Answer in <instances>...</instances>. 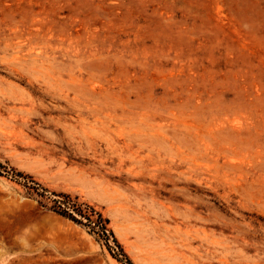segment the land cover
Wrapping results in <instances>:
<instances>
[{
    "label": "rangeland",
    "instance_id": "374dc122",
    "mask_svg": "<svg viewBox=\"0 0 264 264\" xmlns=\"http://www.w3.org/2000/svg\"><path fill=\"white\" fill-rule=\"evenodd\" d=\"M109 221L264 264V0H0V264H134Z\"/></svg>",
    "mask_w": 264,
    "mask_h": 264
},
{
    "label": "bare ground",
    "instance_id": "6f19581e",
    "mask_svg": "<svg viewBox=\"0 0 264 264\" xmlns=\"http://www.w3.org/2000/svg\"><path fill=\"white\" fill-rule=\"evenodd\" d=\"M22 165V164H21ZM37 173V172H36ZM95 199V198H94ZM96 200V199H95ZM115 210V209H114ZM116 211V210H115ZM114 211V212H115ZM108 213V212H107ZM117 213V212H116ZM110 217V216H109ZM115 217V216H114ZM113 217V220L115 219ZM119 217V216H118ZM117 217V218H118ZM120 218V217H119ZM119 221V220H118ZM120 224V223H119ZM118 223H116L115 221H109L111 230L113 231L112 233L114 234V236L117 238V240L123 245L125 251L127 252V254L129 255V257L131 258V260L133 261L134 264H148L144 258L141 255V252L139 251V248L136 247L134 244V241L132 243V239L130 240V234H129V230L124 228L121 224L119 225ZM128 230V231H127ZM138 237V236H137ZM141 237V236H140ZM139 237V238H140ZM162 252V251H160ZM165 252V251H164ZM158 253V251H157ZM167 253V251H166ZM163 253H161L162 255ZM160 255V254H159ZM158 255V256H159ZM173 255V254H172ZM157 256V255H156ZM155 256V257H156ZM157 256V257H158ZM164 256V255H163ZM171 256V255H170ZM162 257V256H161ZM176 257V256H175ZM163 258V257H162ZM159 259V257H158ZM165 260V259H164ZM112 263L114 264H118L117 261H115L113 258H111Z\"/></svg>",
    "mask_w": 264,
    "mask_h": 264
},
{
    "label": "trees",
    "instance_id": "16d2710c",
    "mask_svg": "<svg viewBox=\"0 0 264 264\" xmlns=\"http://www.w3.org/2000/svg\"><path fill=\"white\" fill-rule=\"evenodd\" d=\"M16 175H20V173L18 172V173H16ZM70 207H73V209L76 210L81 216H85V214L82 211V209H80L75 203H71ZM90 210L93 211V209H91V207H90ZM61 214L67 215L68 217H70V218H72V219L77 221V219H75L70 213H67L65 210H63ZM86 218L88 219V217H86ZM98 218L100 219V222H102V227L104 228L103 224L107 223V219L102 218L100 213H98Z\"/></svg>",
    "mask_w": 264,
    "mask_h": 264
}]
</instances>
